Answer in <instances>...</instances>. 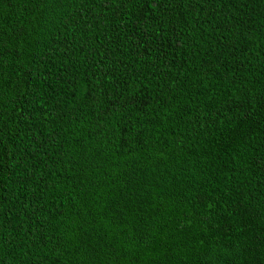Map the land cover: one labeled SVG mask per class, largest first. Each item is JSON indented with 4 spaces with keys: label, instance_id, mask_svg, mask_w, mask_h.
<instances>
[{
    "label": "trees",
    "instance_id": "trees-1",
    "mask_svg": "<svg viewBox=\"0 0 264 264\" xmlns=\"http://www.w3.org/2000/svg\"><path fill=\"white\" fill-rule=\"evenodd\" d=\"M0 264H264V0H0Z\"/></svg>",
    "mask_w": 264,
    "mask_h": 264
}]
</instances>
